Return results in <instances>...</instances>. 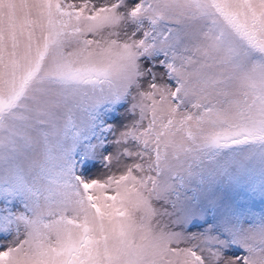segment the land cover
<instances>
[{
    "label": "snow or ice",
    "instance_id": "snow-or-ice-1",
    "mask_svg": "<svg viewBox=\"0 0 264 264\" xmlns=\"http://www.w3.org/2000/svg\"><path fill=\"white\" fill-rule=\"evenodd\" d=\"M0 264H264V0H0Z\"/></svg>",
    "mask_w": 264,
    "mask_h": 264
}]
</instances>
